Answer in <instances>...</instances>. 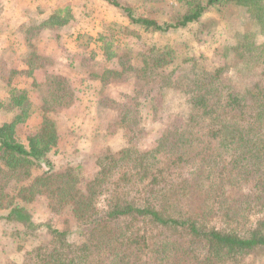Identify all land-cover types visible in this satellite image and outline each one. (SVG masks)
<instances>
[{"label":"trees","instance_id":"1","mask_svg":"<svg viewBox=\"0 0 264 264\" xmlns=\"http://www.w3.org/2000/svg\"><path fill=\"white\" fill-rule=\"evenodd\" d=\"M107 1L145 32L186 29L212 7L229 3L249 10L252 23L264 27V0H184L185 11L162 23L136 17L117 0ZM71 19L69 10L54 11L40 19L38 29L60 28ZM31 26L23 29L25 39L37 35ZM237 37L230 48L237 53L234 59L262 57L261 72L249 87L225 85L218 76L226 67H217L216 88L205 84L189 92L190 112L179 119L180 126L166 127L153 147L102 155L86 182L80 176L83 164L55 172L48 158L59 143L48 110L64 103L67 81L47 77L46 84L56 85L43 94L40 121L25 142L17 138V128L31 116L33 105L28 89L9 87L7 101L0 100V111L6 105L14 112L0 124V219L23 226V234L47 227L34 224L28 210L44 197L50 210L70 214L79 238L69 242L67 231L52 227L47 244L27 251L21 264H253L254 257L264 258V41L250 49L242 46L243 36ZM99 41L106 57L115 58L106 38ZM29 50V70L18 73L33 77L39 56L33 45ZM141 55L138 67L127 54H118L121 70L106 74L131 70L145 86L149 72L166 64L168 52L153 47ZM41 162L51 167L33 175Z\"/></svg>","mask_w":264,"mask_h":264},{"label":"rangeland","instance_id":"2","mask_svg":"<svg viewBox=\"0 0 264 264\" xmlns=\"http://www.w3.org/2000/svg\"><path fill=\"white\" fill-rule=\"evenodd\" d=\"M30 1L34 6L29 9L33 16H30L31 28L35 26L33 30L37 35H28L24 44L20 33H13V27L8 28L12 25L8 22L12 14L9 13L8 21L1 17L3 8L11 4L0 3V26L5 27L0 28V100L7 101L10 86L28 89L33 111L17 128V138L25 142L26 135L35 130L40 121L43 94L51 83L56 85L55 81L46 84L47 77L58 75L67 81L64 103L60 107L50 106L48 110L59 134L58 147L48 154V158L55 172L83 164L80 176L84 182L97 169L102 155L117 154L125 148L138 151L153 147L166 127L180 126L179 119L190 112L189 92L205 84L215 87L217 67H226L218 76L226 81L225 85H233L242 91L250 86L251 78L261 72L262 57L245 62L234 59L237 53L230 50L239 35L244 37L242 46L250 49L264 41V27L253 24L249 10L235 3L212 7L200 22L183 30L145 32L143 27L131 25L124 12L107 0ZM117 1L122 6H130L136 17L148 16L160 23L174 21L187 8L184 0ZM58 10L71 13L72 19L67 25L38 29L40 19ZM15 11L14 8L13 13ZM100 36L111 44L115 58L106 57ZM4 38L9 41L4 42ZM29 43L35 46V53L39 56L37 68L32 71L33 77L18 73L29 70ZM153 47L167 50L168 57L162 61L166 62L162 69L149 72L145 86L131 70L119 76L106 74V70H121L117 64L118 54H127L130 62L139 67L141 54H149ZM150 59L151 56L149 62ZM154 72H157L156 76H153ZM100 77L107 80L106 84L98 80ZM31 82L41 85L33 86ZM13 114L5 105L0 111V124L9 121ZM173 147L181 146L173 144ZM50 167L41 162L40 167L33 170V175ZM37 199L28 210L34 224L47 223V227H36L32 233L23 234V226L0 219V264H21L27 251L47 244L52 227L67 231L69 242L79 239L73 233L76 227L69 213L52 211L44 197ZM251 263L264 264V258L256 260L254 257Z\"/></svg>","mask_w":264,"mask_h":264},{"label":"crops","instance_id":"3","mask_svg":"<svg viewBox=\"0 0 264 264\" xmlns=\"http://www.w3.org/2000/svg\"><path fill=\"white\" fill-rule=\"evenodd\" d=\"M32 1L30 0H0V3H2V5H4L5 3H9L11 5H7L6 8H3V12L1 16L3 19L7 20L10 19L9 13L12 14L11 16V21H8L10 24L11 28L13 27V33H20V36L22 37V43H25V37H24V32L23 29L25 27H27L28 25H31V20L30 18L33 17L31 16V12L29 9H34V6L31 3ZM13 5L14 8L18 11H15V13H13ZM26 8V9H25ZM25 9V10H24ZM73 14V13H72ZM31 16V17H30ZM12 22V23H11ZM35 27V26H33ZM32 27V28H33ZM1 29L5 28L3 26H0ZM1 33V31H0ZM4 42L9 41L8 38H4L3 40ZM27 45V44H26ZM30 45V44H29ZM29 45L27 48H29ZM32 45V44H31ZM34 46V45H33ZM35 47V46H34ZM36 49V48H35ZM24 70V69H23Z\"/></svg>","mask_w":264,"mask_h":264}]
</instances>
